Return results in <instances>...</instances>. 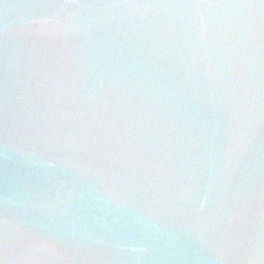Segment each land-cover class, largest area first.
<instances>
[{
  "label": "water",
  "instance_id": "1",
  "mask_svg": "<svg viewBox=\"0 0 264 264\" xmlns=\"http://www.w3.org/2000/svg\"><path fill=\"white\" fill-rule=\"evenodd\" d=\"M0 264H264V0H0Z\"/></svg>",
  "mask_w": 264,
  "mask_h": 264
}]
</instances>
